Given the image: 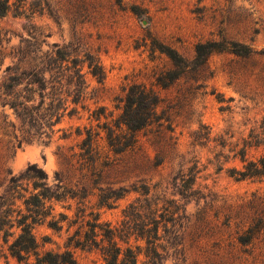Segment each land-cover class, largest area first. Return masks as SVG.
<instances>
[{
    "label": "rangeland",
    "instance_id": "374dc122",
    "mask_svg": "<svg viewBox=\"0 0 264 264\" xmlns=\"http://www.w3.org/2000/svg\"><path fill=\"white\" fill-rule=\"evenodd\" d=\"M222 37L253 52H215L204 65L191 62L196 43ZM162 47L187 61L166 86L157 77L175 67ZM57 51L78 63L82 99L52 128L40 126L46 143H19L22 126L9 103L38 99L33 74L53 67ZM87 52L104 70L101 81L81 61ZM132 83L159 93L157 118L121 153L99 139L95 166L82 167L76 154L85 133L77 135L75 127L96 128L115 118V99ZM99 107L105 110L96 120ZM250 140L257 146L246 156L263 155L264 0H10L0 17V213H11L0 226V264L36 262L33 254L17 259L7 249L18 233L14 219L21 206L19 199L8 204L9 180L33 163L50 184L59 173V184L74 195L47 203L51 214L33 228L40 253L68 248L80 264H107L99 246L81 248L69 240L100 223L93 232L98 241L108 228L123 239L116 237L117 264H152L153 257L156 264H264V176L236 179L228 172L241 169ZM155 221L152 250L140 235ZM126 230L130 234L122 236Z\"/></svg>",
    "mask_w": 264,
    "mask_h": 264
},
{
    "label": "trees",
    "instance_id": "16d2710c",
    "mask_svg": "<svg viewBox=\"0 0 264 264\" xmlns=\"http://www.w3.org/2000/svg\"><path fill=\"white\" fill-rule=\"evenodd\" d=\"M137 13L136 6L131 7ZM10 9V0H0V17L4 16ZM162 51L171 59L174 70L167 76H158L157 83L166 86L173 80L178 78L186 69L187 61L176 50L170 47H162ZM194 57L191 62L195 66L204 65L208 57L215 52H229L235 55L247 56L253 52L252 48L244 43L228 40L224 37L219 41L198 42L194 47ZM54 57L55 65L53 67L39 68L33 75L35 76L36 91L38 99H32L23 96L17 102H10V106L14 109L18 116L22 133L18 139L22 142H47L41 139L39 132L42 124H48L50 128L58 123L64 113H71L76 109L82 99L85 81L82 77L81 69L76 61L69 64L65 61V55L61 51H57ZM89 71V73L101 81L104 78V70L98 58L92 53H85L81 59ZM48 73V76H46ZM19 79V78H18ZM17 80L16 84H19ZM160 102L159 93L151 86L143 83H132L126 89L122 96L116 97L114 107L119 110L118 115L110 121L97 123L96 128L92 126H77L75 132L82 136L78 145L79 152L76 154L80 165L86 167H94L98 159L97 142L99 139L105 141L109 150L114 153H121L131 146L137 140V133L146 125L157 118V107ZM70 104L74 107L69 108ZM104 107L93 110V116L97 120L104 112ZM51 132H53L51 130ZM252 146H257L251 140L246 141L243 153H241L242 167L237 169L231 167L228 172L236 179L259 178L264 176V154L257 158L250 159L246 156V150ZM70 162L69 159H66ZM95 174V171L92 172ZM56 183L48 182L47 173L35 163L30 164L24 172L19 175L12 176L9 180V196L8 204L13 205L16 199L21 201V206L16 211L15 225L18 233L11 242L8 243L7 249L11 255L17 259H22L33 254L36 258L35 264H80L73 255V252L66 248L62 252H53L50 250L40 253L38 250V241L33 233L35 225L44 222L51 214V206L47 203L52 199L61 200L72 198L74 195L69 194L70 189L60 185L61 181L59 173H54ZM11 216V213H0L1 228L6 224L5 217ZM97 219V218H95ZM156 220V219H154ZM50 227H55L56 223L52 219L47 221ZM100 223L90 225V232L85 231L79 237L70 236V244L80 246L81 248L98 247L101 250L103 259L107 264H117L121 247L118 245L116 230L108 228L101 240H97L98 234H94L95 227H99ZM157 221L155 226L146 230L141 238L145 239L148 246L154 250L155 242L158 239ZM122 236H128V230ZM8 232L2 237L5 243L8 242ZM107 244H103L104 242ZM152 264H156L158 257L151 259Z\"/></svg>",
    "mask_w": 264,
    "mask_h": 264
}]
</instances>
